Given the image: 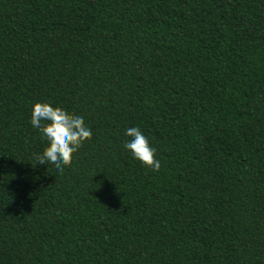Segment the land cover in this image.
Segmentation results:
<instances>
[{
  "label": "trees",
  "instance_id": "obj_1",
  "mask_svg": "<svg viewBox=\"0 0 264 264\" xmlns=\"http://www.w3.org/2000/svg\"><path fill=\"white\" fill-rule=\"evenodd\" d=\"M35 102L92 129L60 172ZM0 264H264V0H0Z\"/></svg>",
  "mask_w": 264,
  "mask_h": 264
},
{
  "label": "clouds",
  "instance_id": "obj_2",
  "mask_svg": "<svg viewBox=\"0 0 264 264\" xmlns=\"http://www.w3.org/2000/svg\"><path fill=\"white\" fill-rule=\"evenodd\" d=\"M29 122L38 131L41 140L46 142V147L38 157L39 164L47 165L48 168L51 166L57 172L70 166L74 155L92 138V129L82 115L70 116L63 107L51 102H35L31 107ZM124 135L129 139L123 143V148L132 158L153 172H158L161 162L156 158L157 150L139 126L125 128Z\"/></svg>",
  "mask_w": 264,
  "mask_h": 264
}]
</instances>
